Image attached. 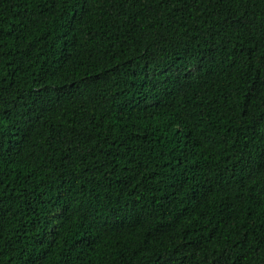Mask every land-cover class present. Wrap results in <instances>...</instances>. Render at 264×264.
<instances>
[{
	"label": "trees",
	"instance_id": "obj_1",
	"mask_svg": "<svg viewBox=\"0 0 264 264\" xmlns=\"http://www.w3.org/2000/svg\"><path fill=\"white\" fill-rule=\"evenodd\" d=\"M0 264H264V0H0Z\"/></svg>",
	"mask_w": 264,
	"mask_h": 264
}]
</instances>
